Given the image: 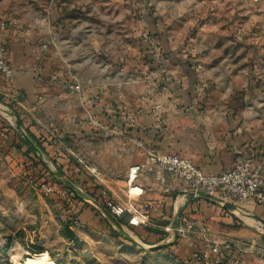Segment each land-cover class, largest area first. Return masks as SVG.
Returning <instances> with one entry per match:
<instances>
[{"label": "crops", "instance_id": "1", "mask_svg": "<svg viewBox=\"0 0 264 264\" xmlns=\"http://www.w3.org/2000/svg\"><path fill=\"white\" fill-rule=\"evenodd\" d=\"M90 3V0L86 3L83 0L81 9L91 10ZM50 12L49 33L57 37L52 32V26L59 30L57 19L54 12ZM46 24L40 9L19 10L17 14L4 10L0 14V47L15 69L12 81L0 80V129L7 133L6 137L0 136V155L5 157L9 166H17L22 171L25 155L35 154L43 163L46 162L43 157L49 156L56 168L78 182L83 176L79 175L80 168L72 158L77 157L75 151L91 157L101 155L104 150L103 156H112L115 161L124 157V152L132 153L123 179L108 178L103 184L111 199L119 205L131 201L145 219L144 226L132 227L129 220L133 215L125 214L123 217L128 228L122 226L124 229L139 239L157 241L162 235H170L171 228L185 229L186 223L192 221L194 229L187 234L191 242L185 241L179 247L182 245L186 250L201 252L205 249V230L211 241L240 246L233 249L234 257L239 260L236 264H264V260L257 259L249 250L242 252L243 245L250 242H256L264 249V204L246 201L223 206L214 199L194 200L185 186L175 183L169 174H166V183L160 182L154 173L140 174L132 185L128 181L130 170L144 162L147 148L189 158L207 174L229 171L244 160L259 165L264 174V143L244 129V117L228 110L223 114L213 100L199 101L196 98L203 81L200 73L194 71L190 59L174 49L153 25H148V32L161 44L165 62L162 65L148 64L146 60L151 57L143 52L139 68L146 78L141 87L137 62L130 61L116 67L115 72L118 70L129 75L130 80H123L121 86L116 83L113 95V88H108L107 68L103 75L100 73L96 86L86 85L70 71H58L47 63L49 41L43 31ZM88 25L81 21L78 28L83 32ZM161 69L166 72L161 73ZM218 71L223 72L222 69ZM76 82L83 87L81 93L68 90V86ZM212 82H215L212 88L219 87V80ZM156 105L162 107V123L156 119ZM44 109L55 110V116L43 117ZM131 115L136 116L135 124L129 122ZM49 121L65 124L63 134L54 135L48 127ZM22 129L29 145L22 142ZM62 129L60 126L59 131ZM138 141L144 143V148L136 146ZM30 147L33 151L28 153ZM107 163L103 168L110 171L112 167ZM49 170L54 175V171ZM84 187L88 190L87 186ZM130 187L142 190V196L132 197ZM165 189L171 192L166 194ZM86 213L87 210L82 212Z\"/></svg>", "mask_w": 264, "mask_h": 264}, {"label": "rangeland", "instance_id": "2", "mask_svg": "<svg viewBox=\"0 0 264 264\" xmlns=\"http://www.w3.org/2000/svg\"><path fill=\"white\" fill-rule=\"evenodd\" d=\"M82 1L0 0V14L4 10L17 14L19 10L40 9L47 23L43 28L49 41L47 63L58 71H70L86 85L96 86L100 73L107 68L106 79L113 95L116 83L121 86L123 80H130L129 75L115 72V68L130 61L137 62L140 87L143 84L146 76L139 68L140 57L144 51L151 57L143 37L149 35L148 25H153L193 65H202L201 84L207 83V87L203 91L198 88L196 98L213 100L223 114L228 110L244 117V129L264 143V0H90L91 10L85 11L81 9ZM50 11L57 19L59 30L52 26L57 37L49 33ZM81 21L89 23L83 32L78 28ZM151 60L152 57L146 61ZM212 80H219L218 88H212ZM49 114L55 116V110L42 111L43 117L50 119ZM48 127L54 135H62L66 125L50 122ZM102 151L105 152L101 150V155L91 157L75 151L77 157L72 158L80 168L81 181L86 179L84 184L94 185L110 197L103 184L108 178L123 179L132 153L124 152V157L115 161L112 156L104 157ZM78 155H84L86 162ZM25 156L24 168L19 171L0 155V264L35 263L41 255L55 264H187L188 257L199 253L179 247L191 240L174 228L161 241H147L124 229L128 228L127 221L119 228L115 226L107 207L96 208L93 202L86 201L62 207L60 199L67 198L60 192L65 193L67 188H74L84 199L92 197L80 180L78 183L56 168L49 156H44L43 161L54 175L43 177L35 173L39 156ZM106 163L112 167L110 171L103 168ZM98 171L103 177L97 175ZM49 188H55V192H48ZM70 214L79 217L86 227L63 222L62 217ZM251 243L243 245L242 252ZM251 253L264 260V249L258 245Z\"/></svg>", "mask_w": 264, "mask_h": 264}, {"label": "built area", "instance_id": "3", "mask_svg": "<svg viewBox=\"0 0 264 264\" xmlns=\"http://www.w3.org/2000/svg\"><path fill=\"white\" fill-rule=\"evenodd\" d=\"M144 41L148 46L149 53L153 61L162 65L165 62V55L162 50V46L159 41L155 39L150 33L144 35ZM46 48V46H44ZM193 69L197 73H201L203 70L202 65L195 64ZM164 69H161V73H165ZM15 76V69L10 63L7 54L3 48L0 47V80L10 82ZM200 90H204L207 87V83H202ZM68 90L75 93H81L83 87L79 83H73L68 86ZM156 119L159 123L164 121L162 114V107L156 105ZM131 124L136 123V116L131 115L129 117ZM21 137H26V132L22 129L20 131ZM7 133L1 131L0 136L6 137ZM138 148H144V143L141 141L136 142ZM82 160L85 159L84 155ZM84 162H86L84 160ZM142 173H154L157 179L166 183V174H169L175 183H179L185 186V189L191 194L192 199L197 200L200 198H208L218 200L223 206L227 204H242L246 201H253L258 205L264 204V174L259 165H256L250 160H244L238 162L235 167L229 171H225L218 174H207L198 168L191 159L181 157L174 154H161L154 148L146 149V159L143 164H139L130 170L128 181L132 185ZM99 177H103L101 171L97 172ZM134 190H138L135 192ZM48 192H55V188L47 189ZM99 201L94 198L87 199L89 203H94L96 208L105 205L111 210L113 216L120 218L125 214L133 215L129 220V225L132 227H140L146 224L143 215L135 209L133 203L128 205H118L111 201L110 197L105 191L99 190ZM135 192V193H132ZM166 194L171 192L170 189H165ZM130 194L135 197H141L143 191L137 187L130 189ZM60 196L63 198L68 197L67 190L60 192ZM62 221L67 223V217L64 215ZM77 228H85L86 224L80 219H74L70 224ZM194 223L192 221L186 223V228H176L175 231L187 235L194 229ZM204 243H207V247L199 252L194 260V264H236L239 260L234 257V247L240 248V246L225 243L220 240L211 241L206 231H203ZM256 242H252L247 250L254 251L256 249ZM225 253H227L225 255ZM233 253V254H232ZM230 254V255H229ZM232 254V255H231ZM227 264V263H226Z\"/></svg>", "mask_w": 264, "mask_h": 264}, {"label": "trees", "instance_id": "4", "mask_svg": "<svg viewBox=\"0 0 264 264\" xmlns=\"http://www.w3.org/2000/svg\"><path fill=\"white\" fill-rule=\"evenodd\" d=\"M147 58H148V56H147ZM146 58V59H147ZM149 61H150V59H149ZM149 63V62H148ZM150 64H153V60H151V62H150ZM3 123V122H2ZM26 137L24 138V139H22V142L24 143V144H27V145H29V143H27V141H26ZM35 141V140H34ZM39 145V144H38ZM39 147H40V145H39ZM33 151V148L32 147H30L29 149H28V153H30V152H32ZM35 168H36V172L35 173H38L39 175H41L42 177L43 176H46V175H50V170L47 168V166L45 165V163H43L42 161H40L39 159H38V162H36L35 163ZM49 170V171H48ZM50 176H53L52 174L50 175ZM44 179V178H43ZM43 179H41V180H43ZM85 182V181H84ZM84 184V183H83ZM85 186H87L88 187V190H87V192L90 194L89 196H91L92 198H94L95 200H97V201H99V199H100V192H99V189L96 187V186H94V185H86V184H84ZM67 190V192H68V197H67V199H65V200H62V199H60V205L63 207H65V206H67V203H70V204H77L78 202H82V201H84V197H82L79 193H78V191H76L74 188H67L66 189ZM101 207L102 208H104V209H106V207H105V205H101ZM66 217H67V223H68V226L74 221V219H80L79 217H75L74 215H66ZM117 220H118V222H119V224L120 225H123V223H125V219L124 218H117ZM125 224H127V222L125 223ZM68 234H69V237L70 238H73L74 237V234H73V232H71V231H69V229H68ZM164 238V236L162 235L160 238H158L157 239V241H161L162 239ZM44 251H42L41 253H43ZM199 254V253H198ZM197 254V255H198ZM196 255V256H197ZM196 256H192V258L191 259H189V257H188V259H186L188 262H192V264H194V260H195V257ZM188 262H186L187 264H189ZM228 264V262L226 261L225 262V264Z\"/></svg>", "mask_w": 264, "mask_h": 264}, {"label": "bare ground", "instance_id": "5", "mask_svg": "<svg viewBox=\"0 0 264 264\" xmlns=\"http://www.w3.org/2000/svg\"><path fill=\"white\" fill-rule=\"evenodd\" d=\"M135 192H137L138 190H134ZM41 257V258H40ZM40 261L39 262H30V264H55V262L51 261L48 259V257L46 255H41Z\"/></svg>", "mask_w": 264, "mask_h": 264}, {"label": "water", "instance_id": "6", "mask_svg": "<svg viewBox=\"0 0 264 264\" xmlns=\"http://www.w3.org/2000/svg\"><path fill=\"white\" fill-rule=\"evenodd\" d=\"M108 216H109L110 221H111L115 226H117L118 228L121 226V225L119 224L118 220L115 219L112 215H108Z\"/></svg>", "mask_w": 264, "mask_h": 264}]
</instances>
